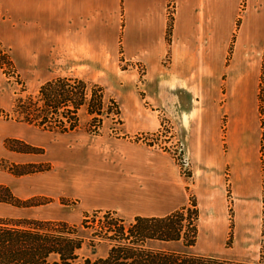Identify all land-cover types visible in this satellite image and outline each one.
I'll return each mask as SVG.
<instances>
[{
  "label": "crops",
  "instance_id": "0c3cea01",
  "mask_svg": "<svg viewBox=\"0 0 264 264\" xmlns=\"http://www.w3.org/2000/svg\"><path fill=\"white\" fill-rule=\"evenodd\" d=\"M254 1L246 0L247 7L253 8ZM241 2L174 0L167 44V0H0L5 14L0 17V43L27 86L63 76L122 86L118 97L127 112L126 133L156 131L159 115L166 117L179 131L188 162L205 169L220 159L207 103L218 94ZM263 11L260 0L256 21ZM120 57L129 63L127 69H121ZM137 64L144 69L141 91L152 102L150 107L141 104L136 88ZM4 104L0 99V107ZM237 113L244 115L242 108ZM30 131L23 124L0 121V159L19 164L45 161L51 166L27 184L0 173V184L21 200L69 198L82 211H111L126 218L164 217L188 205L187 182L166 152L109 135L45 145L41 156L4 147L5 137L40 145L28 137ZM0 216L22 218L16 208L2 204ZM54 217L39 220H62ZM216 222L221 220L210 217L205 226Z\"/></svg>",
  "mask_w": 264,
  "mask_h": 264
},
{
  "label": "rangeland",
  "instance_id": "374dc122",
  "mask_svg": "<svg viewBox=\"0 0 264 264\" xmlns=\"http://www.w3.org/2000/svg\"><path fill=\"white\" fill-rule=\"evenodd\" d=\"M261 2L264 3V0H261ZM253 4V8H249L246 0L241 2L240 16L235 21L236 28L222 69L221 81L219 89H217L218 94L216 92V97H211L210 100L213 103L209 101L207 103L210 107L208 109L210 120L213 124H216L215 151L220 157V159H215V164L211 163L210 167L208 166L209 168L205 167L204 169L202 165L193 166L188 162L186 151L179 137V131L171 125L166 117L159 115L161 126L156 131L138 132L136 134L126 133L127 112L122 104L124 101L118 97L120 96L118 94L119 90L123 93L124 89L119 85H103L86 80L101 86L106 95L116 102L120 111L119 115L113 116L118 121L116 119L112 120L110 117L104 118L99 135L87 133V130H89V116L83 111L80 113L77 130L66 134L45 131L37 126L16 121L11 117L13 116L11 110L15 99L19 96L35 95L39 86H27L21 81L8 50L3 48L0 43L1 49L12 62L11 67H0V99L5 102L4 106L0 107V111L3 112L0 113V121L23 124L26 128L32 130L30 131L32 135L28 136L31 140L35 139V141L42 142L40 145H34L17 137H5L3 140L4 147L9 150L5 145L7 139H18L31 145L36 150L31 153H17L41 156L45 153V145L50 144L49 146L57 147V144L62 142L72 143L80 140H93L98 136L109 135L117 138L128 137L153 150L166 152L179 165L181 174L187 182L186 189L189 200L193 199L198 208L197 236L194 245L190 248L183 247L181 242H155V246H163L166 249L173 250H188L199 255H218L255 260L258 257L261 227V176L258 158L259 120L256 93L260 57L264 45V11L263 14L261 13L260 22L259 20L256 21L254 11L258 12L260 0L254 1ZM249 10H251V13ZM173 11L174 0H167L168 19H173ZM0 17H5L4 12L1 10ZM258 26L261 27L260 34L257 31L259 30ZM255 27L256 34L254 35ZM119 64L121 69H127L129 66V63L124 62L122 57L119 59ZM136 66L140 76L136 88L140 95L141 104L150 107L152 102L144 99V93L141 91V78L144 69L141 65L137 64ZM241 108L244 115L239 116L237 112ZM112 111L115 112L114 108H112ZM5 114H8V116L6 117ZM193 153L196 158L200 156L198 148H195ZM218 157L216 156V158ZM11 165L25 166L21 168L14 167V172L27 170L29 168L27 165H35L40 168L48 167V169L14 174L8 170ZM50 168V164L45 161L19 164L4 158L0 159V173L8 174L13 182L18 184L36 182L39 179L33 175L48 171ZM30 199L33 200L31 206L16 207L2 202L0 204L5 205L7 208H16L18 217H22L21 219L39 220L42 217L55 216V219L78 224L80 222L77 221L81 216L83 218L84 214L93 213V211H82L80 205H76V201L69 198H60L55 201L50 197L35 196L28 200ZM249 206L253 212L248 218L247 209L250 208ZM97 211L104 212L102 210ZM115 215L121 216L119 214ZM12 217L15 216H0V218ZM210 217L221 220L222 226L221 234L217 238V245L214 247L209 245V238L205 232V224ZM123 218L128 222L132 221V218ZM109 246L106 242L98 244L96 255H106ZM83 252L88 251L83 250Z\"/></svg>",
  "mask_w": 264,
  "mask_h": 264
},
{
  "label": "trees",
  "instance_id": "16d2710c",
  "mask_svg": "<svg viewBox=\"0 0 264 264\" xmlns=\"http://www.w3.org/2000/svg\"><path fill=\"white\" fill-rule=\"evenodd\" d=\"M171 26L172 20L169 18L167 44L170 43ZM4 66L11 67L12 62L0 47V67ZM256 100L261 227L258 257L255 260L199 255L188 250L155 246V242H181L185 248L194 245L198 208L195 201L190 199L189 205L164 217L137 216L129 222L111 211L86 213L78 224L62 220L0 218V264H264V45ZM11 111V117L16 121L61 134L77 130L83 111L89 116L87 133L93 135L100 134L104 118L115 120L113 116L120 113L116 102L106 95L101 86L82 78L65 76L43 83L35 95L19 96ZM5 145L16 152L31 153L36 150L18 139H7ZM27 166L29 168L22 172H14V167L25 166L11 165L8 170L22 174L48 169ZM0 202L16 207L33 205L32 199L17 198L3 184H0ZM104 242L110 245L109 249L106 255L97 256V246Z\"/></svg>",
  "mask_w": 264,
  "mask_h": 264
},
{
  "label": "bare ground",
  "instance_id": "6f19581e",
  "mask_svg": "<svg viewBox=\"0 0 264 264\" xmlns=\"http://www.w3.org/2000/svg\"><path fill=\"white\" fill-rule=\"evenodd\" d=\"M252 212L253 211L251 207L247 209L248 218L252 215ZM221 230H222L221 222H218V223L216 222L210 227L205 226V232L208 235L207 237L209 238V243H210L209 245H211L212 247H214V244L216 243L217 238L220 236Z\"/></svg>",
  "mask_w": 264,
  "mask_h": 264
}]
</instances>
